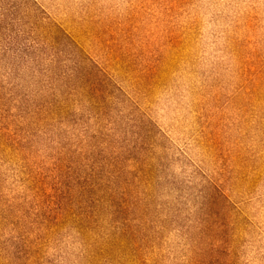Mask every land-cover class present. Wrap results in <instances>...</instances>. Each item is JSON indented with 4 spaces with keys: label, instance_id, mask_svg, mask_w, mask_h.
Wrapping results in <instances>:
<instances>
[{
    "label": "rangeland",
    "instance_id": "obj_1",
    "mask_svg": "<svg viewBox=\"0 0 264 264\" xmlns=\"http://www.w3.org/2000/svg\"><path fill=\"white\" fill-rule=\"evenodd\" d=\"M0 264H264V0H0Z\"/></svg>",
    "mask_w": 264,
    "mask_h": 264
}]
</instances>
